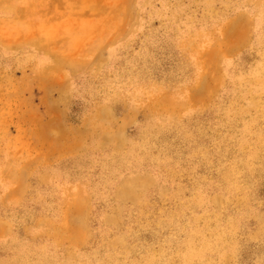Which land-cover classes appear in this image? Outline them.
<instances>
[{"label": "rangeland", "instance_id": "obj_1", "mask_svg": "<svg viewBox=\"0 0 264 264\" xmlns=\"http://www.w3.org/2000/svg\"><path fill=\"white\" fill-rule=\"evenodd\" d=\"M0 264H264V0H0Z\"/></svg>", "mask_w": 264, "mask_h": 264}, {"label": "bare ground", "instance_id": "obj_2", "mask_svg": "<svg viewBox=\"0 0 264 264\" xmlns=\"http://www.w3.org/2000/svg\"><path fill=\"white\" fill-rule=\"evenodd\" d=\"M242 19V18H241ZM242 23V22H241ZM244 37V36H243Z\"/></svg>", "mask_w": 264, "mask_h": 264}]
</instances>
